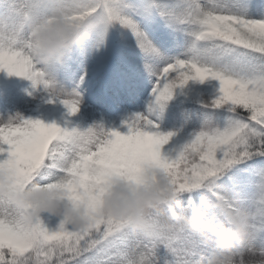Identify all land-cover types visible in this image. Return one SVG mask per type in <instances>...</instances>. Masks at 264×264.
<instances>
[{
  "label": "snow or ice",
  "instance_id": "obj_1",
  "mask_svg": "<svg viewBox=\"0 0 264 264\" xmlns=\"http://www.w3.org/2000/svg\"><path fill=\"white\" fill-rule=\"evenodd\" d=\"M58 9L73 24L95 19L101 42L109 26L127 29L155 79L145 111L123 123L126 131L102 123L61 126L21 113L0 121V172L10 175L13 188L31 183L58 188L74 205L94 209L115 181L146 182V170L154 168L169 176L178 196L207 189L201 205L214 216L218 203L237 209L216 181L250 161L258 177L247 210L250 246L264 248L259 236L264 231V0H0V71L30 80L33 89L42 87L48 102L59 101L75 115L79 92L58 88L37 63L38 46L30 39L31 23ZM158 22L180 37V55L165 54L143 27ZM209 80L218 82V95L204 106L225 109L224 126L206 119L186 141L174 142L176 132L161 131L153 117L177 89ZM147 222L146 231L103 219L87 229L63 220L50 228L45 218L24 221L21 209L0 199V264H194L213 251L176 225L175 212L167 207L150 211Z\"/></svg>",
  "mask_w": 264,
  "mask_h": 264
},
{
  "label": "clouds",
  "instance_id": "obj_2",
  "mask_svg": "<svg viewBox=\"0 0 264 264\" xmlns=\"http://www.w3.org/2000/svg\"><path fill=\"white\" fill-rule=\"evenodd\" d=\"M64 15L63 9H58L30 25V39L38 46L35 59L45 68L63 63L74 47L82 45L99 31L100 25L95 19L85 18L73 24ZM9 119L10 116L0 121L8 122ZM145 178L146 182L138 184L115 181L99 205L89 209L74 205L67 199V193L58 188L31 183L16 190L5 171L0 172V199L21 209L22 219L26 222L48 216L63 220L76 229H87L95 220L103 219L129 222L133 231H146L149 212H159L167 207L175 212L176 225L212 246V253L201 255L194 264H264V248L250 246L252 232L246 209L237 206L236 210H226L218 203L214 205L217 210L214 216L200 209L191 215L177 212L180 200L169 176L148 168ZM220 215L223 220L219 219Z\"/></svg>",
  "mask_w": 264,
  "mask_h": 264
},
{
  "label": "trees",
  "instance_id": "obj_3",
  "mask_svg": "<svg viewBox=\"0 0 264 264\" xmlns=\"http://www.w3.org/2000/svg\"><path fill=\"white\" fill-rule=\"evenodd\" d=\"M149 35H162L168 40L172 33L165 29L162 22H159L152 31L149 24L143 25ZM111 32L110 40L100 41L98 45L94 43V35L87 39L82 45L76 46L79 55L82 57V86L86 92V96L93 102L106 107L94 106V112H98L105 119V128H115L120 131H126L122 125L125 119H113L110 117L112 113L120 110V91L121 87L128 85L129 75L119 69L117 62L122 59L124 62L132 64L134 67L143 64L145 58L140 49L136 46L132 34L119 24L109 26ZM115 31V32H114ZM116 33V34H115ZM19 76H9L7 72L0 71V91H14L21 79ZM212 81V80H211ZM212 85H208L207 81L200 83L198 81H190L183 89L175 91V99L179 103L190 102L198 107L204 108L205 111L214 117L218 126L223 127L226 122L228 113L225 109H212L204 105L210 104L211 101L218 95L219 84L217 81H212ZM49 98L42 96L36 100L34 109L31 115L27 118L41 119L46 123L56 122L61 126H79L87 128L93 125L90 117L83 113L79 106V111L75 115H69L66 108L59 101L50 103ZM251 162H243L234 165L231 169L226 170L224 175L216 181L221 186L224 193V188L227 185L228 179L239 176V172L243 171ZM234 174V175H233ZM225 194V193H224ZM209 195L207 189H198L191 193H183L179 196L181 201L185 196ZM50 228H54L58 223V219L54 217H44Z\"/></svg>",
  "mask_w": 264,
  "mask_h": 264
},
{
  "label": "rangeland",
  "instance_id": "obj_4",
  "mask_svg": "<svg viewBox=\"0 0 264 264\" xmlns=\"http://www.w3.org/2000/svg\"><path fill=\"white\" fill-rule=\"evenodd\" d=\"M177 38L180 37L177 35ZM173 41L174 40H171V42ZM159 46L163 49L165 54L170 56H177L182 53L180 44L175 47L168 46L167 48H163L161 45ZM177 47L179 49H177ZM81 60V57L77 54V50L73 49L63 63L50 65L47 68V72L51 78L56 81L58 88L69 91L75 88L80 94V105L82 106L83 113L89 115L90 120H93L94 124L102 123L105 125V120L101 115L92 112V104L87 101L82 84L80 83L82 71ZM121 69L127 70L132 77L130 81L131 85L127 88V93H125V95H127L126 98L130 97V103L133 107L130 108L126 106L127 103H123L124 105L122 107L124 110L112 116L129 119L134 114L145 111L144 104L149 99L148 94L151 91V81H154L155 78H150L146 70H136V73L133 74L135 71H131L130 68L121 66ZM42 96L49 97L42 87L33 89L32 82L27 84L26 81H22L19 89L14 92H0V120H6L9 116H14L16 113H21L25 118L29 117L33 111L36 100ZM164 110L160 118H156L155 116L153 118L156 119L161 131L176 132V136L173 137V141L176 143H182L190 138L193 132L201 128L206 119L212 120L214 124L218 125L214 118L206 116L199 109L191 105H179L175 99V93L173 98L166 103ZM249 167L252 168L251 165ZM257 179L258 177L254 174L253 169H249L241 179H235L232 188H225L229 198L236 206L251 210L256 193L255 183ZM193 200L198 201L196 197H193ZM198 209L205 211L201 203L198 204V202L192 201L190 197H187L180 203V206L176 208V211L191 215ZM262 235L259 236L261 240L264 241Z\"/></svg>",
  "mask_w": 264,
  "mask_h": 264
}]
</instances>
